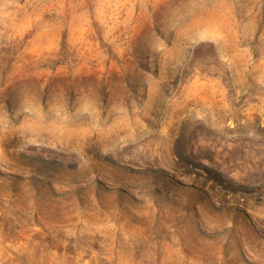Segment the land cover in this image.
<instances>
[{
	"label": "rangeland",
	"instance_id": "374dc122",
	"mask_svg": "<svg viewBox=\"0 0 264 264\" xmlns=\"http://www.w3.org/2000/svg\"><path fill=\"white\" fill-rule=\"evenodd\" d=\"M0 264H264V0H0Z\"/></svg>",
	"mask_w": 264,
	"mask_h": 264
}]
</instances>
